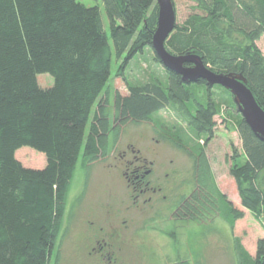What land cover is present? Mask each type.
Returning a JSON list of instances; mask_svg holds the SVG:
<instances>
[{
    "label": "trees",
    "instance_id": "1",
    "mask_svg": "<svg viewBox=\"0 0 264 264\" xmlns=\"http://www.w3.org/2000/svg\"><path fill=\"white\" fill-rule=\"evenodd\" d=\"M190 1L198 12L184 26L176 21L168 51L198 55L216 73L244 76L264 109V54L258 46L264 36V0ZM103 4L110 35L98 6L78 0H0V264H50L80 159L84 166L99 161L123 125L150 121L169 107L180 111L187 126L177 129L174 139L198 157L195 188L182 199L178 215L200 223L219 215L234 228L245 213L218 188L199 143L214 137L219 105L211 97L213 88L240 116L237 133L245 161L237 162L230 175L241 205L257 221L264 216V142L246 124L231 93L204 81L187 84L169 70L165 82H131L130 61L147 48L154 52L157 0ZM109 39L116 60H123L116 76L129 91L126 97L116 95L114 114L104 97L113 60ZM154 60L162 64L155 52ZM41 74L53 76L54 85L42 88ZM196 84L205 87L204 101L193 93ZM193 141L197 145L189 147ZM23 147L43 153L46 166L26 168L16 158ZM235 249L237 264H264V239L255 256L238 239Z\"/></svg>",
    "mask_w": 264,
    "mask_h": 264
},
{
    "label": "rangeland",
    "instance_id": "2",
    "mask_svg": "<svg viewBox=\"0 0 264 264\" xmlns=\"http://www.w3.org/2000/svg\"><path fill=\"white\" fill-rule=\"evenodd\" d=\"M78 1L88 7L100 8L104 26L110 35V25L103 0ZM174 4L179 26H184L186 21L198 12L195 4L190 0H174ZM109 42L113 60L109 93H106L104 97L106 101H109L108 108L114 114L116 95L126 97L129 91L125 81L116 76L123 60H116L113 42L111 39ZM258 46L264 54V36L258 42ZM130 67L131 69L126 71L129 79L134 83L138 81L145 83L156 78L165 82L167 79V69L154 60V52L150 48L130 61L128 68ZM38 82L42 88H50L54 85V78L50 74H41L38 75ZM193 93L202 101L206 99L204 86L196 84ZM195 97H193V103L198 105L199 102ZM211 97L219 105V112L215 117L214 137L210 142H206L203 138L199 143L205 148L218 188L235 208L244 211V218L238 220L234 228H231L219 215L210 217L205 223L194 222L183 220L181 216L171 213L169 205H162L158 213L152 216L143 215L139 218L138 226L128 239V246L124 253L126 264H237L235 249L237 239L252 256L256 255L258 242L264 239V216L261 221H257L242 207L236 183L230 175V169L237 162L241 164L245 161L242 141L237 133L240 116L226 103V98L220 89L213 88ZM181 116L180 111L169 107L150 121L128 122L122 126L116 142L113 143V140H110L108 143L106 157L88 165L86 171L80 159L71 183L62 230L50 264H55L57 261L60 264H96L93 260L83 258L77 245L84 240V230L88 226L86 221L91 212L89 209L107 197L105 190L107 169L104 166L113 163L119 148L128 142L135 143L144 151H147L148 147L158 149L160 154L158 161L166 164V172L178 169L183 175L185 184L177 189L175 194H171V198L172 196L186 197L194 190L193 162L188 154L189 148L183 151L180 148L182 143L174 139L177 129L187 130ZM196 145L195 141L189 143V147ZM16 158L26 168L42 169L46 166L45 155L30 147L19 149L16 152ZM171 161L174 162L171 163ZM84 176L86 177L85 186L82 184Z\"/></svg>",
    "mask_w": 264,
    "mask_h": 264
},
{
    "label": "flooded vegetation",
    "instance_id": "3",
    "mask_svg": "<svg viewBox=\"0 0 264 264\" xmlns=\"http://www.w3.org/2000/svg\"><path fill=\"white\" fill-rule=\"evenodd\" d=\"M188 154L194 165V159L198 157L194 153L192 158L191 151ZM158 157V149L148 147L144 151L135 143L128 142L119 148L114 162L104 166L107 169V197L89 209L84 240L77 245L83 258L96 264H126L124 253L128 239L138 226L140 217L158 213L162 205H169L172 214H179L184 196L171 198V194L185 184L183 175L178 169L166 172V164L159 163ZM94 163L85 165V171ZM192 173L194 176V170Z\"/></svg>",
    "mask_w": 264,
    "mask_h": 264
},
{
    "label": "water",
    "instance_id": "4",
    "mask_svg": "<svg viewBox=\"0 0 264 264\" xmlns=\"http://www.w3.org/2000/svg\"><path fill=\"white\" fill-rule=\"evenodd\" d=\"M157 4L158 25L153 35L152 48L162 65L180 75L187 84L204 81L210 88L221 86L228 90L246 124L264 142V109L247 86V79L240 74L216 73L206 67L198 55L170 53L166 43L176 27V10L173 0H157Z\"/></svg>",
    "mask_w": 264,
    "mask_h": 264
}]
</instances>
